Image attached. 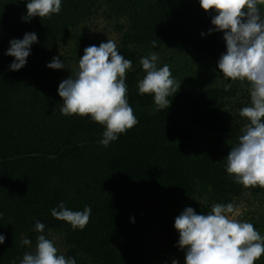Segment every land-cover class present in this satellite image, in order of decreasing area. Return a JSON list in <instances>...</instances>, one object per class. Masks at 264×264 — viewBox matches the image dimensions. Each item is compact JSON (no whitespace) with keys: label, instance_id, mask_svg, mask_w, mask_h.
<instances>
[{"label":"trees","instance_id":"obj_1","mask_svg":"<svg viewBox=\"0 0 264 264\" xmlns=\"http://www.w3.org/2000/svg\"><path fill=\"white\" fill-rule=\"evenodd\" d=\"M26 3L0 0V234L6 237L0 264L30 250L21 244L25 238L35 247L36 220L48 238L62 237L65 255L77 264H153L141 239L156 222L167 249L184 264L174 220L186 207L207 214L212 204L233 203L246 190L264 195V187H244L226 172V156L247 123L232 108L235 88L179 89L168 111H157L151 95L138 93L139 60L150 52L219 60L226 41L223 32L208 34L214 10L206 12L199 0H63L59 14L26 22ZM100 5L121 36L120 53L132 61L128 102L139 120L107 148L99 143L103 126L61 114L62 79L46 67L53 57L62 60L59 45L72 42L76 54L99 45L79 28ZM29 32L38 42L26 66L11 71L9 42ZM61 201L74 211L91 206L83 230L51 216Z\"/></svg>","mask_w":264,"mask_h":264},{"label":"clouds","instance_id":"obj_2","mask_svg":"<svg viewBox=\"0 0 264 264\" xmlns=\"http://www.w3.org/2000/svg\"><path fill=\"white\" fill-rule=\"evenodd\" d=\"M62 3L63 0H27L22 20L51 18L61 12ZM199 4L206 12H215L211 19L214 27L208 34L224 33L226 52L218 60L223 78L249 85L250 103L239 110L247 123L226 156V172L244 187H264V0H199ZM37 42L35 32L10 40L5 55L14 60L9 70L25 67L32 45ZM159 60L155 52L140 58L144 76L138 80L137 88L140 95L153 97L157 111H168L182 83L176 80L168 64L159 66ZM46 67L68 69L59 56L53 57ZM132 67V61L120 53L117 43L107 39L99 46L84 48L78 67L57 89L63 100L61 114L88 117L103 126L99 143L105 148L139 124L128 102L126 74ZM230 88L231 84L225 85L226 90ZM50 211L52 217L67 222L73 230H83L92 214L91 206L74 211L63 201ZM45 227L41 221H35L33 230L40 233L35 247L32 248L30 239H23L22 246L30 250L12 264L17 260L19 264H77L74 257L60 253L54 240L43 234ZM174 228L179 234L177 247L185 253L184 264H255L264 255V235L251 222L240 219L237 205L231 202L214 203L207 214H197L193 207H186L175 218ZM5 239L0 234V245ZM172 264L180 262L173 259Z\"/></svg>","mask_w":264,"mask_h":264},{"label":"rangeland","instance_id":"obj_3","mask_svg":"<svg viewBox=\"0 0 264 264\" xmlns=\"http://www.w3.org/2000/svg\"><path fill=\"white\" fill-rule=\"evenodd\" d=\"M84 35L96 39L99 44L107 42V39L113 40L120 48L121 36L115 29V22L106 17V8L100 5L94 15L86 20L79 28ZM99 46V45H98ZM57 52L62 56V61L68 65V69L55 70L58 78L64 80L68 78L78 67L79 58L83 54H76L72 42L66 45H59ZM159 57V66L168 64L176 80L182 88L197 89L207 86H221L231 84L238 92L237 105L232 108L239 113V110L250 103L249 85L247 82L226 80L218 68V61L201 60L195 61L188 57L176 55L168 50L156 53ZM144 71L140 75L142 79ZM234 104V103H233ZM156 107V106H155ZM239 123V122H238ZM244 128V125H241ZM238 207L239 218L251 222L254 227L264 235V195L253 196L250 191L246 190L243 196L234 201ZM150 206V205H149ZM60 253L65 254V247L60 235L51 234ZM141 248L147 259L153 264H172V260H178L167 249L163 234L161 233L158 223H152L148 226L141 239ZM264 259V255L259 259ZM179 261V260H178Z\"/></svg>","mask_w":264,"mask_h":264}]
</instances>
